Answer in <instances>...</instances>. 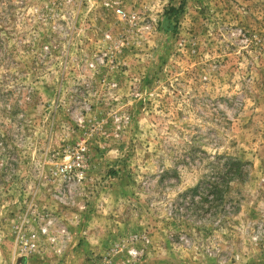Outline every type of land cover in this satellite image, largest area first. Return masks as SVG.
Masks as SVG:
<instances>
[{
    "label": "rangeland",
    "instance_id": "rangeland-1",
    "mask_svg": "<svg viewBox=\"0 0 264 264\" xmlns=\"http://www.w3.org/2000/svg\"><path fill=\"white\" fill-rule=\"evenodd\" d=\"M0 264H264V0H0Z\"/></svg>",
    "mask_w": 264,
    "mask_h": 264
},
{
    "label": "built area",
    "instance_id": "built-area-1",
    "mask_svg": "<svg viewBox=\"0 0 264 264\" xmlns=\"http://www.w3.org/2000/svg\"><path fill=\"white\" fill-rule=\"evenodd\" d=\"M84 147L80 146L79 149L76 151L75 155L72 157L70 165L72 166H80V162H82L83 159V152H84ZM33 244L29 243V250H32Z\"/></svg>",
    "mask_w": 264,
    "mask_h": 264
}]
</instances>
